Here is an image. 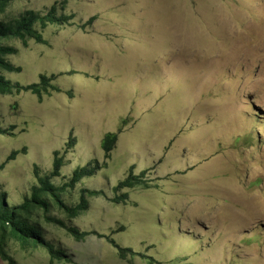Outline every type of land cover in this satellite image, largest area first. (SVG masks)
Here are the masks:
<instances>
[{
    "label": "rangeland",
    "instance_id": "374dc122",
    "mask_svg": "<svg viewBox=\"0 0 264 264\" xmlns=\"http://www.w3.org/2000/svg\"><path fill=\"white\" fill-rule=\"evenodd\" d=\"M56 3L72 19L39 28L47 45L9 42L20 71L7 78L25 86L56 75L60 92L0 95L6 203L23 202L36 170L50 176L58 151L55 185L78 167H100L67 204L78 203L79 187L106 195L76 219L54 211L67 225L161 264H264V0H12L0 19ZM131 169L158 188L116 194ZM121 193L127 203H114ZM40 223L70 264H147L120 260L107 238L77 242ZM8 250L16 264H67L15 242Z\"/></svg>",
    "mask_w": 264,
    "mask_h": 264
},
{
    "label": "trees",
    "instance_id": "16d2710c",
    "mask_svg": "<svg viewBox=\"0 0 264 264\" xmlns=\"http://www.w3.org/2000/svg\"><path fill=\"white\" fill-rule=\"evenodd\" d=\"M12 0H0V14L7 15L8 6ZM68 0H61L65 4ZM72 16L65 14L59 15L57 3L46 13L28 10L19 16H5L0 19V95H16L22 92H31L41 98L44 95H51L52 92H60L59 87L53 83L56 75H41L40 81L30 85H22L13 82L5 76V73L19 72L20 68L12 65L8 56L16 54L15 46L9 44L12 40H20L27 44L28 41H35L38 44L47 45L48 41L44 38L39 28L45 29L50 25H66ZM95 18L90 20L92 23ZM0 128V133L5 134ZM8 134V133H7ZM117 140V135L107 134L103 140L102 146L104 151L110 152ZM75 138H71L67 143V149L74 146ZM25 152V149L23 150ZM19 151H15L8 160H13ZM64 165V157L60 156L58 151L55 152L53 162V171L50 176L40 175L38 170L35 172L36 184L31 187L30 194L24 197L21 204L9 206L5 201V194L0 192V258L7 264H16L15 259L9 253L8 245L11 242L19 244L23 250L43 249L49 255L50 261L59 263H73L68 257L66 251L58 247L54 242L49 241L44 234V229L40 223L42 219L48 225H55L64 229L68 235L73 237L77 242H82L90 236L107 238L108 242L117 250V256L120 260L132 262V259L138 257L147 264H161L152 256L146 253L135 252L131 248L119 246L113 237L100 235L95 231H80L78 228L69 226L63 219L57 218L54 211L63 213L67 219H76L84 214L88 207L90 199L106 198L102 190H90L79 187L78 203L69 205L66 203L65 196L71 194L85 178L95 175L100 169L97 162H91L89 165L76 168L71 177L60 185H55L52 178L60 176V170ZM146 171L135 175L131 169L128 176L120 181L114 192L116 194L123 190H132L137 187L143 189L158 188V184L153 183L146 177ZM72 191V192H71ZM128 195L119 194L113 202L117 204L127 203ZM121 229L118 231L120 232ZM113 231L112 234H114Z\"/></svg>",
    "mask_w": 264,
    "mask_h": 264
}]
</instances>
